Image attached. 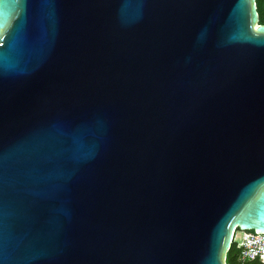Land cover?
Listing matches in <instances>:
<instances>
[{
    "label": "water",
    "instance_id": "obj_1",
    "mask_svg": "<svg viewBox=\"0 0 264 264\" xmlns=\"http://www.w3.org/2000/svg\"><path fill=\"white\" fill-rule=\"evenodd\" d=\"M256 0H0V264H226L264 231Z\"/></svg>",
    "mask_w": 264,
    "mask_h": 264
},
{
    "label": "built area",
    "instance_id": "obj_2",
    "mask_svg": "<svg viewBox=\"0 0 264 264\" xmlns=\"http://www.w3.org/2000/svg\"><path fill=\"white\" fill-rule=\"evenodd\" d=\"M232 240H236L240 247L241 260L256 258L264 264V231L243 230L239 235L234 231Z\"/></svg>",
    "mask_w": 264,
    "mask_h": 264
},
{
    "label": "trees",
    "instance_id": "obj_3",
    "mask_svg": "<svg viewBox=\"0 0 264 264\" xmlns=\"http://www.w3.org/2000/svg\"><path fill=\"white\" fill-rule=\"evenodd\" d=\"M256 11L258 14V22L264 23V0H256ZM251 231V230H250ZM240 247L236 240H232L231 246L228 249L225 257L226 264H262L258 259H245L239 258Z\"/></svg>",
    "mask_w": 264,
    "mask_h": 264
},
{
    "label": "rangeland",
    "instance_id": "obj_4",
    "mask_svg": "<svg viewBox=\"0 0 264 264\" xmlns=\"http://www.w3.org/2000/svg\"><path fill=\"white\" fill-rule=\"evenodd\" d=\"M235 232L237 233V235L241 234L240 230H235Z\"/></svg>",
    "mask_w": 264,
    "mask_h": 264
}]
</instances>
